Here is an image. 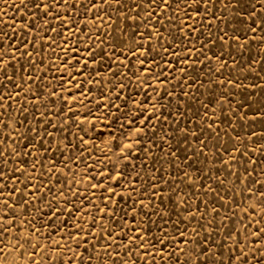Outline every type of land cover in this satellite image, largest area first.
<instances>
[{"label":"rangeland","instance_id":"obj_1","mask_svg":"<svg viewBox=\"0 0 264 264\" xmlns=\"http://www.w3.org/2000/svg\"><path fill=\"white\" fill-rule=\"evenodd\" d=\"M262 20L0 0V264H264Z\"/></svg>","mask_w":264,"mask_h":264},{"label":"snow or ice","instance_id":"obj_2","mask_svg":"<svg viewBox=\"0 0 264 264\" xmlns=\"http://www.w3.org/2000/svg\"><path fill=\"white\" fill-rule=\"evenodd\" d=\"M236 3L239 4L240 0H236ZM37 7H39V6L37 5ZM261 22L264 23V20H262ZM185 264H187V261L185 262Z\"/></svg>","mask_w":264,"mask_h":264}]
</instances>
